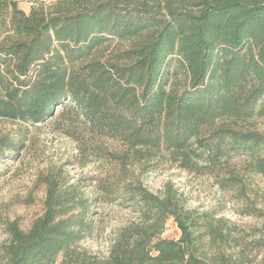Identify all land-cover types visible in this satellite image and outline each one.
Returning a JSON list of instances; mask_svg holds the SVG:
<instances>
[{"label": "trees", "instance_id": "obj_1", "mask_svg": "<svg viewBox=\"0 0 264 264\" xmlns=\"http://www.w3.org/2000/svg\"><path fill=\"white\" fill-rule=\"evenodd\" d=\"M0 28V120L34 126L61 109L99 137L188 169L242 155L264 177V135L236 129L264 120V0H56L27 14L0 0ZM113 42L124 47L108 53ZM17 150L0 140V154ZM44 185L27 230L3 225L0 264H230L231 248L243 258L226 220L184 208L169 185L157 195L138 182L100 188L133 219L106 255L93 254L78 246L93 204L73 185ZM168 220L177 240L161 238ZM254 243L264 263V233Z\"/></svg>", "mask_w": 264, "mask_h": 264}, {"label": "rangeland", "instance_id": "obj_2", "mask_svg": "<svg viewBox=\"0 0 264 264\" xmlns=\"http://www.w3.org/2000/svg\"><path fill=\"white\" fill-rule=\"evenodd\" d=\"M55 1L17 0V4L27 14L32 7L52 8ZM6 35L0 28V41ZM123 47L113 42L108 53ZM60 111L34 126L0 120V140L18 143L16 152L0 154V243L6 239V222L18 220L23 230L29 228L42 211L44 182L55 179L59 187L75 186L93 204L88 218L90 230L78 246L104 256L114 232L131 221L133 214L121 200L104 203L100 188L138 182L157 195L169 185L184 208L210 211L226 220L230 241L237 237L243 247L239 261L235 258L238 250H228L233 252L230 264H264L262 248L254 243L264 233V177L250 172L244 156L233 155L214 165L198 162L188 169L180 157L129 149L119 141L91 133L73 118V112L63 117ZM236 129L264 135V120L239 123ZM179 236L173 221L168 220L161 238L177 240Z\"/></svg>", "mask_w": 264, "mask_h": 264}]
</instances>
